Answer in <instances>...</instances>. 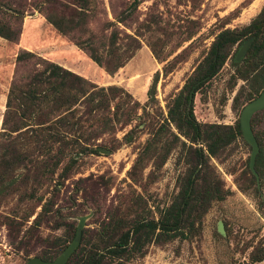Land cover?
<instances>
[{
	"label": "trees",
	"instance_id": "1",
	"mask_svg": "<svg viewBox=\"0 0 264 264\" xmlns=\"http://www.w3.org/2000/svg\"><path fill=\"white\" fill-rule=\"evenodd\" d=\"M139 2L133 0L125 14H114V21L107 18L105 9H99L98 0H69L66 3L46 0L43 10L46 21L57 32L70 38L98 67L114 74L140 49L139 32L128 34L119 28V25L127 27L125 23ZM98 14L105 16V20L101 31L95 33L89 25L98 21ZM146 25L150 29L149 24ZM18 36V31L0 21L1 38L15 42ZM249 41L245 54L236 62L238 50ZM149 48L159 60L150 44ZM229 59L235 68L233 77L247 86L244 94L239 90L232 102L234 109H242L264 90V6L249 24L223 29L214 37L207 53L168 106L166 124H171L177 131V139H183L180 152L187 158V169L178 180V192L170 204L157 208V216H154L146 201L138 196L124 213L109 214L95 231L93 240L89 241L82 231L81 243L66 264H130L135 257L143 256L151 244L185 241L199 233L200 218L211 203L223 201L230 194L210 161L243 137L239 120L234 125L197 122L193 99ZM171 70V64L164 66L163 75ZM158 78L159 73H155L148 92L149 102L154 100ZM190 96L192 103L189 105ZM240 97H243L242 101ZM139 109V102L123 88L98 87L30 51L18 53L0 130V224L9 229L10 236H18L32 218L23 235L28 234L29 240H38L36 232L59 211L56 199L83 159L112 154L134 141V128L124 134L121 141L107 142L103 137L138 120ZM263 112L255 114L251 120L253 133L258 125L255 118ZM149 134L130 175L148 160L158 168L167 160L171 150L169 141H163L159 131ZM254 136L258 144L254 170L263 180V144L257 133ZM248 170L255 186L256 179L249 164ZM254 192L263 208L259 187L255 186ZM9 201L15 202L13 208L7 207ZM75 231L70 226L67 234H75ZM55 241L52 251L36 257L54 260L66 248L62 238ZM249 259L251 264L264 260V242L259 243Z\"/></svg>",
	"mask_w": 264,
	"mask_h": 264
},
{
	"label": "rangeland",
	"instance_id": "2",
	"mask_svg": "<svg viewBox=\"0 0 264 264\" xmlns=\"http://www.w3.org/2000/svg\"><path fill=\"white\" fill-rule=\"evenodd\" d=\"M45 1L0 0V21L19 32L15 42L0 37V130L16 56L23 50L63 66L98 87L123 88L139 102V119L103 137L107 142L121 141L123 135L134 128L136 136L131 144L106 156L92 155L83 159L56 199L59 211L36 232L38 240H29L28 234L23 235L32 218L15 237L0 224V264H26L29 258L52 251L59 237L67 247L75 236L72 232L67 234V229L70 226L76 229L80 217H86L81 236L85 231L91 241L109 214L124 213L138 196L146 201L154 216H157V208L168 206L178 192L180 176L187 169V158L180 152L183 139H177V131L166 124L168 106L207 53L214 37L223 29L249 24L264 6V0H139L125 23L127 27L119 25V28L128 34L138 31L140 49L123 68L108 74L46 21ZM132 1L98 0L99 9H105L111 21H114V14H125ZM97 18L98 21L89 25L95 33L101 31L105 16L98 14ZM188 36L191 38L187 39ZM149 44L159 60L152 54ZM168 64L172 70L163 75V68ZM155 73H159L158 83L154 100L149 102L148 92ZM234 73L229 59L219 74L195 94L193 113L197 122L234 125L239 120L242 109H234L232 102L239 90L244 94L247 86L235 79ZM255 120L258 125L254 133L261 138L264 149V112ZM150 131L161 132L162 140L169 141L171 150L167 160L159 168L148 160L130 175ZM243 141L236 139L210 161L230 194L223 201L211 203L200 218L199 233L185 241L151 244L143 256L135 257L130 264H251V253L264 242V178H259V186L255 185L263 201V208H260L248 172L251 147ZM47 188L50 190L49 186ZM14 203L6 204L13 208ZM219 223L224 236L218 232ZM256 264H264V260Z\"/></svg>",
	"mask_w": 264,
	"mask_h": 264
},
{
	"label": "water",
	"instance_id": "3",
	"mask_svg": "<svg viewBox=\"0 0 264 264\" xmlns=\"http://www.w3.org/2000/svg\"><path fill=\"white\" fill-rule=\"evenodd\" d=\"M249 43L250 41L246 42L240 47V49L236 54V62H239L241 60V58L243 57L249 46ZM191 103H192V96H190L189 105ZM263 110H264V90L260 92V94L256 98H254L253 100L249 101L244 105L239 117V125L241 129L242 137L244 141L251 147L249 169L256 179L257 186H259V177L254 170V162L256 155L258 154V144L251 128V120L255 114ZM85 219L86 217L78 218V225L76 228L73 241L54 260L46 261L39 257L34 256L29 258L26 264H66L79 245L81 229L83 228ZM218 232L223 236L225 235L221 223L218 224Z\"/></svg>",
	"mask_w": 264,
	"mask_h": 264
}]
</instances>
